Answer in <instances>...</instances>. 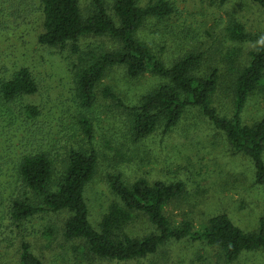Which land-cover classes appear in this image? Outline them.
<instances>
[{
	"label": "trees",
	"instance_id": "16d2710c",
	"mask_svg": "<svg viewBox=\"0 0 264 264\" xmlns=\"http://www.w3.org/2000/svg\"><path fill=\"white\" fill-rule=\"evenodd\" d=\"M83 1L0 0V29L33 24L38 26L41 45L67 48L76 58L75 111L68 126L61 118V106L56 104V111L48 105L50 94L47 101L36 100L43 86L30 66L16 70L4 66L0 71V146L7 152L0 154V228L9 232L11 240H18L17 264H46L28 240L33 233L29 223L35 217L50 220L60 213L67 214L62 236L79 253L72 264H168L171 250L183 242L215 249L217 264H234L245 253L264 249V216L253 230L238 225L227 212L216 213L203 224L189 218L175 222L166 206L186 192V183L151 181L145 176L131 179L123 170L108 173L113 198L98 224L91 221L86 193L99 168L94 139L100 93L127 112L126 125L137 141L160 126L167 134L186 111L197 109L235 152L252 161L253 184L264 189V117L252 124L243 118L250 97L264 94V41L244 47L250 35L244 23L234 19L226 27V38L216 40L226 76L218 68L202 69V51H188L167 64L161 51H154L138 34L149 21L169 31V21L180 13L177 0ZM252 1L264 7V0ZM84 38L94 39L86 52L80 50ZM113 69H123L132 79L151 73L161 83L130 104L110 85H103ZM224 76L233 99L230 116L215 105ZM141 216L150 230L129 231ZM43 234L52 241L61 228L48 221ZM183 261L178 257L171 264Z\"/></svg>",
	"mask_w": 264,
	"mask_h": 264
},
{
	"label": "rangeland",
	"instance_id": "374dc122",
	"mask_svg": "<svg viewBox=\"0 0 264 264\" xmlns=\"http://www.w3.org/2000/svg\"><path fill=\"white\" fill-rule=\"evenodd\" d=\"M177 2L180 13L169 21V31L163 28V25L149 21L138 34L141 39L151 43L154 51H161V56L167 64L174 63L188 51H202V69L211 71L218 68L220 73L226 76L227 68L220 56V47L216 40L217 37L226 38V27L234 19L243 22L250 35V40L242 43L244 47L251 48L264 41V7L252 0H231L224 4L220 0ZM83 3L85 5L84 1ZM10 25L6 29H0V71L4 66L11 70L23 65L30 66L43 86V91L36 100L47 101L50 94L52 101H48V105L56 111L55 105L61 106V118L65 119L68 126L75 111V56L67 48L41 45L37 41L38 26ZM92 43L94 39H82L80 50L86 52L92 48L89 47ZM225 76L215 95V105L222 114L230 116L233 111V99L225 88ZM160 83L161 79L151 73L132 79L123 69H113L105 77L103 85H110L131 104L139 95ZM98 111L94 142L100 153L99 168L86 193L90 218L95 225L113 198L107 175L118 170H123L131 179L145 176L151 181L183 180L186 183V192L166 206L167 214L175 222L189 218L197 224H203L210 216L227 212L238 225L253 230L258 219L264 216V189L253 184L255 171L252 161L247 156L235 152L226 136L197 109L186 111L181 122L167 134L160 126L140 141L134 140L130 135L129 126L126 125L127 112L112 99L104 98L101 93ZM263 117L264 94L258 92L250 97L243 118L246 123L252 124ZM0 139L2 140V137ZM17 140L18 137L15 141ZM6 153L4 147L0 146V154ZM1 179H6V176H1ZM66 216L65 213L53 214L50 220L49 217H35L29 223L33 233L28 235V240L46 264H56L57 261L72 264L76 259L75 254H79L73 251L72 242H66L62 236ZM48 221L58 230L61 228V234L52 241L43 234V228ZM129 227V231L134 233H143L151 228L143 216ZM8 235L9 232L0 228V264H17L18 240H11V235L7 240ZM12 242L15 244L10 246ZM172 250L165 260H168V264L178 261V257L184 260L183 264H217L218 261L215 249L204 247L198 242H183ZM234 264H264V249L245 253Z\"/></svg>",
	"mask_w": 264,
	"mask_h": 264
}]
</instances>
